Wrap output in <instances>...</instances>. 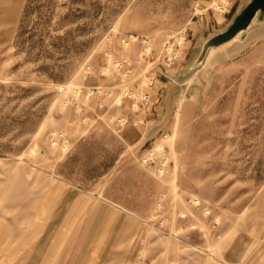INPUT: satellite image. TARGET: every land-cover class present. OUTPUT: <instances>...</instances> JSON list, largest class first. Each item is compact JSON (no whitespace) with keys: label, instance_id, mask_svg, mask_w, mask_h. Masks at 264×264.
I'll return each instance as SVG.
<instances>
[{"label":"rangeland","instance_id":"374dc122","mask_svg":"<svg viewBox=\"0 0 264 264\" xmlns=\"http://www.w3.org/2000/svg\"><path fill=\"white\" fill-rule=\"evenodd\" d=\"M209 4L0 0V258L11 243V264H264V63L218 56L184 85L186 48L150 64ZM152 73L172 80L166 108L138 99Z\"/></svg>","mask_w":264,"mask_h":264},{"label":"crops","instance_id":"0c3cea01","mask_svg":"<svg viewBox=\"0 0 264 264\" xmlns=\"http://www.w3.org/2000/svg\"><path fill=\"white\" fill-rule=\"evenodd\" d=\"M248 1L249 0H229V9L227 13L221 14L212 10H208L202 18L192 19L191 22L186 25V29L188 31L186 55L185 61L182 60L183 62L179 66V72H183L184 69L186 70L191 65V62L194 59V53L195 55H197L196 53H198V55L200 54V48H202V44L205 41L218 33H222L227 29V27L231 24L233 19L238 15V13L247 4ZM201 6L202 8H206L203 7V5ZM202 41L204 42L202 43ZM239 54H248L252 58L256 57L255 59L257 62L264 63V23L252 24L247 29V31L239 34L229 43L219 48L209 50L203 60L204 64L202 68L200 70H196L194 74H190L189 76H187L188 78L186 82H184L182 85H184L185 83L187 84V82H192L195 79L201 80L202 82L203 80L207 79L211 75V69H213V67L211 66V60H213V58L218 56H234ZM152 86L147 88L146 90L149 94V109L153 108V105L156 106L155 109H161L164 106L167 107V97L172 96L176 91L175 90L174 92H172L171 90L173 87L171 78L162 73H157L155 75V80ZM172 108L173 107H170L169 109ZM167 123V121L162 120L160 124L154 126V128H159L160 130L161 128H164ZM9 237L11 238V236L4 235V238ZM11 258L12 250L10 243L7 245V247L6 245L4 247L3 256L0 258V264H11Z\"/></svg>","mask_w":264,"mask_h":264},{"label":"built area","instance_id":"2783aa9c","mask_svg":"<svg viewBox=\"0 0 264 264\" xmlns=\"http://www.w3.org/2000/svg\"><path fill=\"white\" fill-rule=\"evenodd\" d=\"M228 9H229V0H211L207 8H202V7H199V5H196L195 13L192 18H202L204 14L206 13V11L208 10H212V11H215L221 14H225L228 12ZM187 34H188V31L185 27L174 33L169 34L166 37L159 52L154 55L155 57L150 64L151 65L156 64V66H162L164 68L173 67L184 54V51L186 48L185 45L187 43ZM133 40H134L133 37H128L125 39L123 38L121 40V44L123 45V47H128L129 44ZM142 43L145 45L144 56L146 57L148 56L150 49H151L150 45L148 44V38L145 37ZM105 57H106V61L108 62V65L114 69H120V68L124 69L128 61L127 58L122 57V56L120 57V59L113 60L112 54H106ZM108 71H109V67L103 69L104 73H107ZM83 73H84L83 80L90 79L92 77L91 68L89 65H87L84 68ZM129 75H130V71H125L122 74V77L128 78ZM154 80H155V73L154 74L152 73L149 77L145 79V83H144L145 88L151 87L154 83ZM86 90H85L86 93L84 94V97H83L84 103L88 102V100L93 94V91L90 88H86ZM125 93L126 94L128 93L126 95L128 99H131V100L135 99V96L133 94H130L127 88L125 89ZM138 99L142 103L143 106H148L149 94L146 91V89L144 90L142 88L141 91H139ZM117 104L118 105L121 104V100L119 98L117 99ZM83 106H85V104H81V106H78L75 104L74 109L80 110ZM81 122L82 124H85L86 120L83 119L81 120ZM109 122H112L114 126L118 128H124L128 126L127 117H118L116 119L111 118ZM49 139H50V144L53 147H59L67 143V139L62 132L55 131V132L50 133Z\"/></svg>","mask_w":264,"mask_h":264},{"label":"water","instance_id":"95a60500","mask_svg":"<svg viewBox=\"0 0 264 264\" xmlns=\"http://www.w3.org/2000/svg\"><path fill=\"white\" fill-rule=\"evenodd\" d=\"M255 23H264V0H249L225 31L216 34L202 44L200 54L194 63L180 76L184 78L198 70L210 49H216L229 43Z\"/></svg>","mask_w":264,"mask_h":264}]
</instances>
